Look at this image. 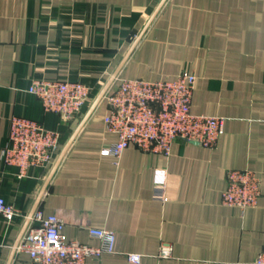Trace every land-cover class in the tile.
<instances>
[{
  "label": "crops",
  "instance_id": "1",
  "mask_svg": "<svg viewBox=\"0 0 264 264\" xmlns=\"http://www.w3.org/2000/svg\"><path fill=\"white\" fill-rule=\"evenodd\" d=\"M163 1L0 0V197L19 212L11 224L0 215V264H33L18 247L38 211L61 218L70 242L97 247L90 229L114 232L116 252L98 264H130V254L141 264H254L263 251L264 0H166L120 69ZM183 71L197 78L192 112L225 120L218 146L178 141L165 157L131 144L119 164L103 156L117 141L104 97L118 81L174 80ZM36 79L82 82L92 98L64 121L27 92ZM16 117L41 122L62 141L52 167L23 179L2 160ZM163 168L160 200L154 180ZM231 169L261 179L256 207L223 205ZM164 248L170 257H160Z\"/></svg>",
  "mask_w": 264,
  "mask_h": 264
},
{
  "label": "built area",
  "instance_id": "2",
  "mask_svg": "<svg viewBox=\"0 0 264 264\" xmlns=\"http://www.w3.org/2000/svg\"><path fill=\"white\" fill-rule=\"evenodd\" d=\"M196 81V75L188 71L174 80L120 79L116 89L105 96L109 107L105 123L117 141L101 154L114 157L119 164L131 144L165 157H171L178 141L216 148L225 133V120L192 112ZM27 92L41 101L46 113L69 122L79 117L91 96V89L77 81L36 79ZM59 143L60 135L42 123L16 117L11 123L9 144L2 151V160L23 179L32 170L48 169L59 153ZM168 177L164 168L155 171L157 199L165 200ZM261 185V179L253 171L228 170L222 202L242 211L254 208L262 195ZM0 215L11 224L19 212L0 197ZM64 227V221L58 216L36 212L18 251L27 253L33 264H98L103 255L116 252V234L112 231L90 229V235L101 242L95 247L67 241ZM163 256L170 257L171 249L164 248ZM127 258L130 264H141L140 255L131 254ZM254 264H264V249Z\"/></svg>",
  "mask_w": 264,
  "mask_h": 264
},
{
  "label": "water",
  "instance_id": "3",
  "mask_svg": "<svg viewBox=\"0 0 264 264\" xmlns=\"http://www.w3.org/2000/svg\"><path fill=\"white\" fill-rule=\"evenodd\" d=\"M166 2V0H164L162 2V4L160 5V7L157 9V11L155 12V14L153 15V17L151 18V20L149 21L148 25L146 26V28L144 29V31L141 33L140 37L138 38V40L136 41V43L133 45L132 49L130 50L129 54L127 55V57L125 58L123 64L121 65L120 69L122 68V66L125 64V62L128 60V58L130 57V55L132 54V52L134 51V49L136 48V46L138 45V43L141 41L142 37L144 36L146 30L148 29V27L150 26V24L153 22V20L155 19V17L157 16V14L159 13V11L161 10L162 6L164 5V3ZM120 69L117 71V73L114 75L113 79H111V81L108 83V85H112L115 78L117 77ZM107 90H104L103 93L101 94V96L98 98V100L95 102V104L91 107L90 111L88 112L86 118L83 121V124L87 121V119L92 115V113L94 112V110L97 108L98 104L101 102L102 98L104 97V95L106 94ZM66 150V149H65ZM65 151H63L61 157L64 155ZM60 161V160H59ZM59 163V162H58ZM58 165V164H57ZM34 215V214H33ZM32 215V217H33ZM31 217V218H32Z\"/></svg>",
  "mask_w": 264,
  "mask_h": 264
},
{
  "label": "rangeland",
  "instance_id": "4",
  "mask_svg": "<svg viewBox=\"0 0 264 264\" xmlns=\"http://www.w3.org/2000/svg\"><path fill=\"white\" fill-rule=\"evenodd\" d=\"M91 94H92V92H91ZM31 95H32V94H31ZM91 96H92V95H91ZM91 96H90V100H91V98H92ZM104 98H105V97H104ZM90 100H89L88 103H90ZM39 101H40V100H39ZM40 102H41V101H40ZM87 105H88V104H87ZM87 105H86V106H87ZM86 106H85V107H86ZM85 107H84V108H85ZM43 109H44V108H43ZM83 110H84V109H83ZM83 110H82L81 114L83 113ZM44 111H45V110H44ZM81 114H80V115H81ZM80 115H79V116H80ZM23 118H24V117H23ZM75 120H76V119H75ZM64 121H65V120H64ZM67 122H69V121H67ZM40 123H41V122H40ZM59 144H60V146H61V144H62L61 137H60V143H59ZM59 148H60V147H59ZM60 151H61V150H59V153L57 154V156L55 157V159L51 162L49 168L52 167V165H53V164L56 162V160L58 159V156H59V154H60ZM233 170H234V169H233ZM235 170H236V169H235ZM32 171H35V170H32ZM32 171H31V172H32ZM222 203H223V202H222ZM242 204H245V202L243 201ZM257 204H258V203H257ZM223 205H224V204H223ZM227 207H229V206H227ZM231 208H232V207H231ZM237 209H238V208H237ZM247 209H248V208H247ZM250 209H251V208H250ZM245 211H246V210H245ZM163 253H164V249H162L161 254H160V257H164V256H163ZM130 255H131V254H130Z\"/></svg>",
  "mask_w": 264,
  "mask_h": 264
}]
</instances>
